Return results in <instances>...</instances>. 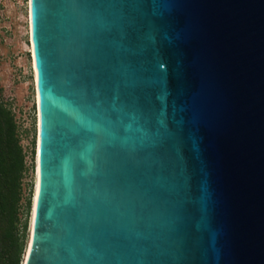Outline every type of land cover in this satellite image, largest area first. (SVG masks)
Segmentation results:
<instances>
[{
  "label": "water",
  "instance_id": "obj_1",
  "mask_svg": "<svg viewBox=\"0 0 264 264\" xmlns=\"http://www.w3.org/2000/svg\"><path fill=\"white\" fill-rule=\"evenodd\" d=\"M30 4L25 264H264V0Z\"/></svg>",
  "mask_w": 264,
  "mask_h": 264
},
{
  "label": "rangeland",
  "instance_id": "obj_2",
  "mask_svg": "<svg viewBox=\"0 0 264 264\" xmlns=\"http://www.w3.org/2000/svg\"><path fill=\"white\" fill-rule=\"evenodd\" d=\"M29 19L30 0H0V99L9 105L15 116L28 169L23 179L22 224L27 223L24 252L30 238V221L36 187L35 149L38 132V107ZM28 198L31 200V206L27 212L25 207Z\"/></svg>",
  "mask_w": 264,
  "mask_h": 264
},
{
  "label": "trees",
  "instance_id": "obj_3",
  "mask_svg": "<svg viewBox=\"0 0 264 264\" xmlns=\"http://www.w3.org/2000/svg\"><path fill=\"white\" fill-rule=\"evenodd\" d=\"M26 154L19 126L9 105L0 99V264H21L27 223L22 224ZM31 200L28 198L26 210ZM25 254V253H24Z\"/></svg>",
  "mask_w": 264,
  "mask_h": 264
},
{
  "label": "bare ground",
  "instance_id": "obj_4",
  "mask_svg": "<svg viewBox=\"0 0 264 264\" xmlns=\"http://www.w3.org/2000/svg\"><path fill=\"white\" fill-rule=\"evenodd\" d=\"M31 5V4H30ZM31 7V6H30ZM30 42H31V51H32V61H33V66H34V57H33V49H32V41H31V8H30ZM34 74H35V67H34ZM35 76V75H34ZM35 78V84H36V77ZM36 102H37V89H36ZM38 107V105H37ZM38 112V111H37ZM37 146H36V187H35V193H34V199H33V207H32V215H31V223H30V238L26 247V251L24 254V259H23V264H25L28 249H29V244H30V239H31V234H32V226H33V215H34V204H35V196H36V190H37V162H38V139H39V120L37 121Z\"/></svg>",
  "mask_w": 264,
  "mask_h": 264
}]
</instances>
